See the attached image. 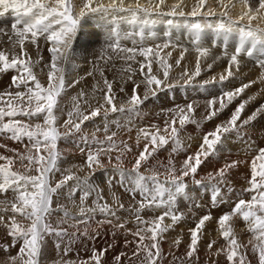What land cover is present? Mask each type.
I'll use <instances>...</instances> for the list:
<instances>
[{
  "label": "bare ground",
  "instance_id": "6f19581e",
  "mask_svg": "<svg viewBox=\"0 0 264 264\" xmlns=\"http://www.w3.org/2000/svg\"><path fill=\"white\" fill-rule=\"evenodd\" d=\"M48 2L54 3V0ZM86 2L87 0H72L74 12L79 13ZM109 3L110 0H92L93 7ZM135 3L136 0H124L125 7L128 5L134 7ZM139 3L147 7L149 13L140 12L135 19L128 12H91L85 9V15L81 17L80 28L71 50L67 53V58L57 61L64 77V88L57 98L58 104L54 109V115L57 117L56 125L61 137L57 141L59 156L56 168L48 176L49 183L55 187L57 182L68 175L79 177L81 180L87 178L88 182L78 185L75 179L67 180L64 186L53 194L50 214L46 219L53 228L65 230L66 234L45 235L39 264H68V262L94 264L91 259L94 249L97 251L107 249L101 258V264H140L144 259L143 252L138 257L132 256L138 240L133 233L145 225L137 221L135 211L139 207L141 196L139 192L129 191L132 184L126 178L127 173L132 172L139 152L143 150L145 143H149L141 135L137 144L138 133L141 129L154 131L155 128L152 126H155L161 129V134L169 137L168 143L157 146L148 159L142 162L139 169L140 174L145 177L158 174L160 183L165 184L170 165L179 171L185 159L198 150L204 134L220 125L207 120L205 113L199 117L190 116V120L183 126L179 124L177 117L176 139L179 140L177 144L171 133L163 132L165 122L170 121L173 115L168 117L154 112L155 109L151 112L150 103L168 98L187 102L189 98L198 99L206 95L211 98L219 97L223 91L233 90L242 83L255 81L243 94L233 99L243 102L249 97H255L246 105L244 113L241 114V121L254 112L248 105L253 107L264 105V82H261L264 78V69L259 66V60H264L262 54L249 58L242 53L239 57V71L237 72L233 66V77L227 78L223 83L219 80L221 75H226L230 56L234 48L239 45L240 33L235 26L231 32H228L220 30L218 25L221 22L227 24L229 21L238 20L241 13L246 10L243 0H207L204 9L198 10L195 16L191 13L198 8V0H165L159 8L155 7L158 0H139ZM249 3L253 10L258 7L257 0H249ZM12 22L14 17L10 11L0 16V29L8 33V35L0 33V50H14L18 53L19 47L13 49V43L9 40V36L12 35ZM248 23L245 17L244 20L239 21V26L243 27ZM194 24H200L201 29H195ZM251 26L254 29L264 30V19L253 20ZM110 37L118 38L122 48L137 50L151 48L152 53L146 58L137 52L134 59L129 60L127 58L129 53L108 48ZM197 38L199 45L208 49L207 55L200 56L196 51ZM249 45L250 42L245 46ZM51 46L43 37L37 44L26 42L25 45L31 58L32 70L45 88L48 85V72L51 70ZM256 50L264 53V45L257 44L255 52ZM182 53L183 58H181ZM198 58L200 73L195 76L192 74L195 73ZM161 60L165 61L166 65H170L169 76L160 88L151 86L155 90L153 95L146 85L141 64L146 65L151 62L152 74L163 80L164 67L161 65ZM144 72H147V67ZM14 73L17 74L15 69L0 72V95L6 92L26 91L23 86L18 89L10 85L8 76ZM56 75L59 76L60 73ZM189 76H191L190 80ZM105 81L112 84V95L115 97L116 106L119 108L124 104L126 110L109 111L106 118L102 111L99 116L84 121L79 132H76L71 125L66 126L65 122L70 119V113L72 122L78 121L77 106L80 112L87 114L99 104H104L103 97L107 91ZM136 85H138L136 92L140 97L143 98L147 92L148 98L137 106V111L129 112L126 102ZM7 100L8 97L4 96L0 100V107H6ZM13 103L19 104L20 101L14 100ZM224 114H227L225 118L229 119L232 113H222V116ZM17 117L21 121L31 119L29 125L33 126L40 123L39 121L43 124L41 118H44L43 114L35 117ZM239 131V136L236 132L224 134L222 144L218 145V150L200 166L195 178L192 176L184 178L187 187L185 193L177 195L174 208L177 214L183 213V217L175 224L170 217H166L162 222V226H168V230L158 234L161 255L157 264H231L226 259V252L220 251L227 248L228 241L222 236L218 220L221 215L231 212L239 199H251L253 193L246 191L250 187L248 183L250 163H241L236 168L228 170L223 183L215 178L216 172L217 169L234 160L250 162L256 149L264 147V112H260L255 120L241 127ZM112 133L116 134L113 142L117 149L127 144L132 151L125 152L119 162L116 160L120 155L118 150L103 152L100 155L103 167L93 166L89 169L88 151H97L101 147L98 141L103 142V146L107 147L108 142L105 137ZM9 137L7 133L0 134V144L6 145L0 147V156L13 158V169L24 173L26 171L24 165L28 162L21 161L19 154H26L31 143L26 136L19 141ZM151 149L152 145L149 143V150ZM3 163L6 161L0 160V164ZM32 168L33 170L27 174H36L35 166ZM122 172L124 175L121 174ZM225 184L232 186V189L227 190ZM147 186L153 187L150 180ZM165 186L171 187V185ZM216 187L220 189L224 202L213 205L210 197ZM73 189L78 190L73 194ZM84 191H90L91 194L81 204ZM100 195L104 199L101 200ZM13 199L14 193L11 189L7 193H0V209H8L6 212L0 211V215L6 220L14 215L10 210ZM105 201L115 212V217L101 212L97 207V204L102 205ZM120 204L124 207L120 208ZM81 207L95 211H86L84 217H81ZM165 210L163 207H146L139 215L142 220L151 222ZM206 214L211 218L199 229L197 252L192 258H188L186 253L191 242L190 229H194L199 219ZM16 219L24 225L30 223L18 214ZM82 219L86 220V223L79 222ZM109 220L111 223L108 222ZM120 223L125 227H117ZM225 227L232 229L241 245L239 253L246 257L247 264H259L258 252L253 251L252 245L249 244V241L253 240L249 231L250 225L242 216L239 214L232 216ZM8 232L9 228L0 223V264H12L10 257L17 256L22 245V240H13ZM145 243L150 244L151 241L146 240ZM210 243L211 249L208 247ZM121 253L124 255L117 262L115 257Z\"/></svg>",
  "mask_w": 264,
  "mask_h": 264
},
{
  "label": "snow or ice",
  "instance_id": "6c2138e0",
  "mask_svg": "<svg viewBox=\"0 0 264 264\" xmlns=\"http://www.w3.org/2000/svg\"><path fill=\"white\" fill-rule=\"evenodd\" d=\"M165 0H158L155 7L159 8L163 5ZM207 0H198V8L194 9L191 13L193 16L197 15L198 10L202 11L206 5ZM246 10L241 13L238 20L229 21V23L221 22L218 25L220 30L231 32L233 26L237 27L240 33L239 45L234 48L233 54L230 56L228 69L226 75H221L219 80L223 83L227 78L233 77V66L235 70L239 71L241 54H245L251 58L255 54L257 44L264 45V30L259 28H252L251 22L256 19H264V0H257L258 7L253 10L249 0H243ZM85 9L91 12H128L133 19H135L140 12L149 13V9L139 3L136 0L135 6L128 5L125 7L124 0H110L107 5L99 4L96 7L92 6V0H87L83 5L79 13L74 12V5L72 0H54V3H49L48 0H0V16H3L9 11L14 17V22L11 23V33L9 36L10 42L13 43V49L16 46L19 47V52L14 50H0V72H7L15 69L18 75L12 77V86L15 88H21L23 86L26 91H16L15 93L6 92L0 95V100L4 96L8 97L5 102L6 107H0V134L10 133V139L21 140L26 136L31 143V147L27 149L26 154H19L21 161H27V165H24L25 172L21 173L18 170L13 169V158L9 156H0V160L6 161V163L0 164V193H7L9 189L14 193V199L11 202V212L14 214L6 220L3 215H0V223L5 224L9 228L8 235L13 240H22V245L19 247V254L17 256L10 257L12 264H39V257L42 253L43 241L45 235L55 233L56 235H64L65 230L53 228L46 217L50 214V207L53 194L57 193L61 189L67 180L75 179L77 184H87V178L81 180L79 177L68 175L63 180L57 182L55 187H52L49 183L48 176L56 168L57 159L59 153L57 152V141L61 137V133L56 125L57 117L54 115V109L57 107L58 100L61 92L64 88V77L62 69L58 67L57 61L67 58V53L71 50L73 41L80 28L81 17L85 15ZM175 14V13H173ZM183 15V13H181ZM225 15H227V9H225ZM248 19V24L240 27L239 21ZM171 23V21H169ZM193 27L197 30L201 29L200 24H194ZM0 33L8 35L3 29H0ZM13 36L15 39L13 40ZM43 37L52 46L50 52L52 53L51 70L48 72V85L45 88L32 70L31 58L26 50V42L37 44L39 39ZM251 42L249 47H245L246 43ZM167 46V45H166ZM108 48L112 50H120L129 53L127 57L129 60L134 59L138 54L147 58L152 53L151 48H141L139 50L135 48H122L119 39L109 38ZM196 51L200 56L208 54V49L199 45L197 38ZM264 54V53H262ZM183 58V53L181 54ZM179 63V61H177ZM161 65L164 67L163 77L161 80L156 75L152 74L151 62L146 65L141 64V72L145 75L146 85L155 95V88H160L164 81L168 79L169 67L166 62L161 60ZM259 66L264 69V60H259ZM147 67V72H144ZM210 67V66H209ZM56 73H60L59 76ZM200 73L199 58L197 59L196 70L192 75L198 76ZM185 75H188L185 73ZM191 76H189V80ZM187 82V81H186ZM264 82V78L262 81ZM107 85V91L104 94V104H99L92 109L89 113L85 114L79 111L77 106L76 114L78 121L73 123L70 119L65 122V125H71L76 132L81 130V124L90 118H95L103 111L105 118L107 113L111 112H124L125 105L121 104L118 108L115 103V97L112 95V84L105 81ZM255 81H249L242 83L239 87L233 90L223 91L219 97H213L208 101L207 119L211 120L217 115V112L226 107L225 100L231 103L233 99L240 96L246 89L250 88ZM134 86L131 97L128 99L127 111H137V106L144 103L148 98L147 92L143 98L136 92ZM171 87V85H168ZM123 91V89H121ZM83 95V94H81ZM255 99L254 96L249 97L248 100L240 102L230 118L223 124L217 125L214 130L204 134L203 140L199 145L198 150L188 156L179 171L174 166L168 169V178L165 184H161L158 179V174H154L152 177H145L140 174L139 169L142 162L146 161L148 157L156 150L157 146H162L168 143V136L161 134V129L155 128L154 131H148L147 129H141L138 133L137 144H139V137L142 135L146 141L152 145L151 151L149 150V143H145L142 151L139 152L135 159L132 172L127 173L126 178L130 180L132 184L129 191L132 193L139 192L141 200L139 207L135 209L137 213V221L145 226L139 228L137 232L133 233L137 240V248L133 251L132 256L138 257L141 252L144 253V259L140 264H157L161 255L158 245V234L168 230V226H162V222L166 217H170L173 224L178 222L183 213L177 214L174 211L176 204V197L179 194L185 193L186 184L184 178L195 175L200 166L213 155L217 150V146L222 144L225 138L224 134L230 132H236L239 136V129L243 126L249 125L256 119L260 112H264V105H261L256 109L247 119L241 121V114L244 111L246 105L250 100ZM20 101L19 104H14L13 101ZM217 101H219V108L216 107ZM195 112V108L192 103L184 107L177 106L175 115L170 121L165 122L163 129L164 133H171V137L174 142L179 144L177 137V117L179 118V124L183 126L186 121L190 120V114ZM43 114V124L36 123L34 126L26 124L21 120L15 119L17 116L35 117ZM5 117H8V121H5ZM239 122V123H238ZM107 131V126H105ZM116 134L112 133L107 135L105 140L108 142L107 147L103 146V142L98 141L101 147L93 152L91 150L87 153V166L92 169L93 166L103 167L100 160V155L103 152H111L118 150L120 155L116 157L119 162L125 152H131L132 149L124 144L122 148L117 149L116 144L113 142V138ZM86 139V138H85ZM95 139V137H93ZM0 147H6V145L0 144ZM15 151V150H13ZM83 151V149H82ZM111 160V157H109ZM241 163H250V178L248 183L250 187L246 191L252 192L250 200L239 199L231 212L225 213L219 217L218 223L222 229V236L228 241L226 249L220 251L226 252L227 261L231 264H247L246 257L239 253L241 245L238 243L235 235L230 227L225 225L230 221L232 216L239 214L243 220L250 225L249 231L252 233L253 240L249 241L252 245L253 251L258 252L259 264H264V147H258L255 154L249 161L234 160L226 165L217 169L216 177L219 182L223 183L224 178L228 170L236 168ZM32 166H35V175L27 174L33 170ZM119 167V164H117ZM133 173L135 175H133ZM124 175V173H121ZM152 182L153 187L147 186L148 181ZM200 183V181H195ZM165 185H171L167 187ZM78 189H73V194ZM90 191H84L81 196V204L90 195ZM104 199L102 195L99 197ZM211 203L216 205L217 203L224 202L218 187L213 189L210 197ZM199 207L200 205H196ZM99 210L112 217H115V212L111 209L108 203L105 201L102 205L97 204ZM120 208L124 205L120 204ZM146 207L165 208L166 210L160 215L156 216L151 222L141 219L139 213ZM0 211H8L7 208L0 209ZM94 212L95 209H85L81 207L80 215L84 217L85 212ZM16 214L23 217L30 223L27 225L21 224L16 219ZM67 216L68 213L66 212ZM90 218V217H89ZM211 216L206 214L199 219L196 227L190 229L191 242L189 250L186 255L188 258H192L197 252L198 244V231L204 225L205 221L209 220ZM81 223H86V220H80ZM111 223V220L108 221ZM119 228H124L125 225L120 223L117 225ZM150 234V235H149ZM146 240L151 243H145ZM127 243V242H126ZM179 243V241H177ZM214 243V242H213ZM211 249L212 244H209ZM7 250V249H5ZM107 252V249L93 250V256L91 257L94 264H101L102 256ZM121 253L115 257V260L119 262ZM71 264V262H68ZM84 264V262H82Z\"/></svg>",
  "mask_w": 264,
  "mask_h": 264
},
{
  "label": "rangeland",
  "instance_id": "374dc122",
  "mask_svg": "<svg viewBox=\"0 0 264 264\" xmlns=\"http://www.w3.org/2000/svg\"><path fill=\"white\" fill-rule=\"evenodd\" d=\"M17 73V71H16ZM12 75L16 76L18 75L17 74H10L8 76V82L10 83V85H12ZM12 76V77H11ZM181 99H183L182 97H179ZM201 98V99H200ZM174 99V100H173ZM212 99L209 95H206L204 97H199L198 99H191L189 98V101L185 102V100L182 102V101H175V98H168L164 101H155L154 103H150V111L153 112H159V113H162L164 114L165 116L167 115L168 117H170L171 115H175V112H176V109H177V106L179 107H184L186 109V105L189 104V103H192L193 104V107L195 108V112L193 114H190V116L192 117H199L201 114L203 115V113H205V116H207V112H208V101ZM199 102V103H198ZM241 101L239 100H232L231 103H228L227 100H225V104H226V107L220 111L217 112V115L215 117H213L211 119V121L214 123V124H223L225 122V120L227 121L228 118L226 119L225 117H227L228 115L227 114H224L222 116V113H233L234 110H235V107L240 103ZM235 103V104H234ZM250 106L254 111L256 109H258L259 107H253L252 105H248ZM217 108H219V101H217V105H216ZM244 113V111L242 112ZM171 116V117H173ZM19 119V117H16L15 119ZM24 118V116H23ZM26 118V117H25ZM6 121L9 119L8 117H5L4 118ZM42 121L44 120V118H41ZM247 119V118H245ZM208 120V119H207ZM32 120L29 119L27 121H22L24 123H30ZM40 124L41 121H39ZM245 127V126H244ZM8 135H11L9 133H7ZM225 187H227L226 189L229 190V189H232V186L229 187L228 185H224ZM223 186V187H224Z\"/></svg>",
  "mask_w": 264,
  "mask_h": 264
}]
</instances>
